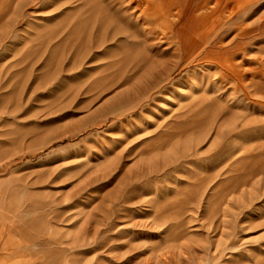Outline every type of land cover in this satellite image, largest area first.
Listing matches in <instances>:
<instances>
[{"label":"rangeland","instance_id":"374dc122","mask_svg":"<svg viewBox=\"0 0 264 264\" xmlns=\"http://www.w3.org/2000/svg\"><path fill=\"white\" fill-rule=\"evenodd\" d=\"M250 8L251 99L101 0H0V264H264Z\"/></svg>","mask_w":264,"mask_h":264},{"label":"bare ground","instance_id":"6f19581e","mask_svg":"<svg viewBox=\"0 0 264 264\" xmlns=\"http://www.w3.org/2000/svg\"><path fill=\"white\" fill-rule=\"evenodd\" d=\"M105 6L115 9L116 14L130 12L137 20L142 19L148 34L158 40L172 34L177 50L185 66L195 62L215 64L221 70L219 80L211 83L215 91L242 92L251 99L250 83L254 75L238 59L243 57L244 40L256 29L244 26V18L259 0H101ZM136 6L134 7V5ZM136 13H135V10ZM235 29L228 43L225 32ZM134 63V62H133ZM257 70L261 92L255 94L256 104L264 107V60ZM135 62L136 68H139ZM249 71V72H248ZM257 98V99H256ZM2 106V105H1Z\"/></svg>","mask_w":264,"mask_h":264}]
</instances>
